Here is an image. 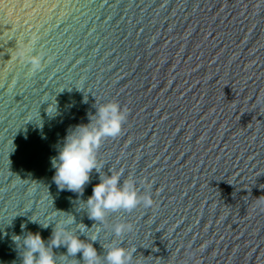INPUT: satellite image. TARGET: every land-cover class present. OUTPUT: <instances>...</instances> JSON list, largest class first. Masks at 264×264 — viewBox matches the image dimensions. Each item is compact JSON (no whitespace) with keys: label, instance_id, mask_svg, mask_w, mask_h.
Wrapping results in <instances>:
<instances>
[{"label":"water","instance_id":"obj_1","mask_svg":"<svg viewBox=\"0 0 264 264\" xmlns=\"http://www.w3.org/2000/svg\"><path fill=\"white\" fill-rule=\"evenodd\" d=\"M108 102L120 135L81 193L60 189L53 159ZM117 173L138 205L91 219L93 187ZM58 225L100 264L114 245L130 264H264V0H0V264Z\"/></svg>","mask_w":264,"mask_h":264},{"label":"clouds","instance_id":"obj_2","mask_svg":"<svg viewBox=\"0 0 264 264\" xmlns=\"http://www.w3.org/2000/svg\"><path fill=\"white\" fill-rule=\"evenodd\" d=\"M28 49L23 55L31 65L33 72L41 67V55L31 54ZM50 104L48 110L51 111ZM126 120V112L121 109L118 102H108L98 109V126L82 125L65 138V143L59 151L58 158L53 159L55 168L54 182L60 189L81 193L90 180V173L98 169L97 151L101 141L108 137H116L122 131V125ZM120 174L102 178L100 183L93 187L92 195L86 201L88 215L95 221H104L108 211L120 209L132 210L138 203L137 193L131 183L118 187ZM145 206H151L153 200L148 197L144 201ZM67 220L65 223H71ZM24 228V225H21ZM132 225L118 223L115 227L117 236L125 231H131ZM20 238V237H18ZM90 239L95 240L93 235ZM65 245L68 255L75 256L82 252L85 264H100V257L96 248L91 243L81 240L78 236L65 230L62 225L56 226L51 242L46 245L40 233L29 232L23 238L22 264H57L53 246ZM132 253L121 246L114 245L108 248L105 257L107 264H130Z\"/></svg>","mask_w":264,"mask_h":264}]
</instances>
